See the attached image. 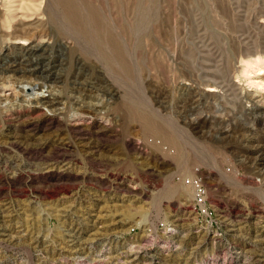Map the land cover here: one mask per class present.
<instances>
[{"label":"rangeland","instance_id":"1","mask_svg":"<svg viewBox=\"0 0 264 264\" xmlns=\"http://www.w3.org/2000/svg\"><path fill=\"white\" fill-rule=\"evenodd\" d=\"M0 264H264V0H0Z\"/></svg>","mask_w":264,"mask_h":264},{"label":"built area","instance_id":"2","mask_svg":"<svg viewBox=\"0 0 264 264\" xmlns=\"http://www.w3.org/2000/svg\"><path fill=\"white\" fill-rule=\"evenodd\" d=\"M183 183L190 187L193 193V204L195 209L200 214L206 215L207 212V193L206 188L202 183V180L200 177H189L182 179Z\"/></svg>","mask_w":264,"mask_h":264},{"label":"bare ground","instance_id":"3","mask_svg":"<svg viewBox=\"0 0 264 264\" xmlns=\"http://www.w3.org/2000/svg\"><path fill=\"white\" fill-rule=\"evenodd\" d=\"M65 4H63V6H64ZM68 5V4H67ZM67 7V6H66ZM69 13L71 12V14H72V16H73V18H71V19H74V21L76 20V21H79V20H77L75 17L76 16H80V13H79V11L78 10H76V6L75 5H73V4H69ZM79 8V7H78ZM68 9V8H67ZM66 11V10H65ZM82 13V12H81ZM95 14V13H94ZM70 15V14H69ZM84 15V14H83ZM97 15V14H96ZM78 18V17H77ZM81 19V18H80ZM84 19V18H83ZM97 19V18H96ZM70 21V20H69ZM99 21V20H98ZM73 22V21H72ZM75 23V22H74ZM76 24V23H75ZM81 25V24H80ZM84 26H85V24H84ZM79 27V26H78ZM81 27V26H80ZM82 27H83V25H82ZM81 31H83L84 32V30H83V28H82V30ZM86 32V31H85ZM81 34V33H80ZM84 34V33H83ZM117 42V41H116ZM116 46H119L118 44H116ZM117 49V48H116ZM119 50H121V48H119ZM211 84V83H210ZM217 84V83H216ZM215 83H212V85L213 86H215L216 85ZM218 86V85H217ZM147 117V116H146ZM149 118V117H148ZM147 119V118H146ZM144 121H145V119H144ZM149 120H147V124H146V126H145V128L147 129V127H148V130L147 131H152V132H154V133H156V134H161V132L159 131V128H157V127H155L154 125H152L150 122H148ZM143 123V122H142ZM145 125V124H144ZM165 136V135H164ZM168 136H170L169 137V140L171 141V143H172V145H175V147L177 148V153L178 152H180L181 151V148H180V146H179V142H178V140H177V138H176V134L174 133V132H172V131H170L169 132V135ZM165 138V137H164ZM178 154H180V153H178ZM176 159L177 160H180V158L179 157H177L176 156Z\"/></svg>","mask_w":264,"mask_h":264}]
</instances>
